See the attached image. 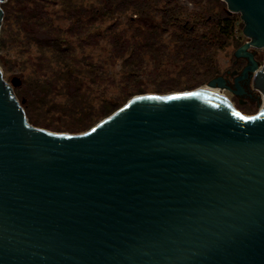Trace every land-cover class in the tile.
Returning a JSON list of instances; mask_svg holds the SVG:
<instances>
[{
	"label": "water",
	"instance_id": "water-1",
	"mask_svg": "<svg viewBox=\"0 0 264 264\" xmlns=\"http://www.w3.org/2000/svg\"><path fill=\"white\" fill-rule=\"evenodd\" d=\"M223 1L249 37L233 87L134 95L84 132L30 123L0 68V264H264V0ZM242 80L253 115L211 89Z\"/></svg>",
	"mask_w": 264,
	"mask_h": 264
},
{
	"label": "rangeland",
	"instance_id": "rangeland-1",
	"mask_svg": "<svg viewBox=\"0 0 264 264\" xmlns=\"http://www.w3.org/2000/svg\"><path fill=\"white\" fill-rule=\"evenodd\" d=\"M143 1L45 0L50 22L67 40L78 64L68 62L64 65L50 50L41 55L35 43L27 41L22 32L17 33L19 20L10 16L4 24L9 30L0 48L4 80L9 82L12 76H19L23 83L37 81L41 84L46 77L50 79L51 72L56 71V76L51 77L55 87L42 102L44 87H41L35 111L45 122L59 128L39 127L62 133L86 131L71 132L63 127L79 117L78 113L75 114L79 104L73 103V98L86 100L88 105L98 108L106 101L122 106L130 97L139 94H168L207 87L209 80L204 75L206 63L203 65L197 61V56H188L179 46L180 37L186 36L179 27L182 22L190 26V33L193 31V34L206 30L210 25L196 14L198 6L189 0H178L183 10L180 20L170 21L163 19L162 11L176 7V0H148L146 11L149 17L146 20L152 27H147L139 22ZM223 3L226 7V2ZM215 9L214 6L211 8ZM235 13L233 34L226 39L223 47L211 51L217 75H224L233 69L241 70L246 63L245 58L234 56V51L249 39L242 31L244 23L240 13ZM249 50L254 51L259 66H262L264 47H250ZM39 56L42 57L40 60ZM70 66L73 67L71 74L76 78L71 81L78 88V94L72 96L71 90L64 85L67 67ZM249 86L252 97L242 102L228 88H214L227 96L241 113L253 115L261 108L263 95L251 83ZM16 89H13L14 93ZM62 108L71 110L65 115ZM102 118L99 116L94 124Z\"/></svg>",
	"mask_w": 264,
	"mask_h": 264
},
{
	"label": "trees",
	"instance_id": "trees-1",
	"mask_svg": "<svg viewBox=\"0 0 264 264\" xmlns=\"http://www.w3.org/2000/svg\"><path fill=\"white\" fill-rule=\"evenodd\" d=\"M178 0H176L175 6L171 7L165 11H162L163 19L168 18L170 21L180 20V13L183 11L182 7L179 6ZM198 6L196 14L199 15L205 23L210 25L206 30L195 32V34L190 33L191 28L187 26L186 22H182L180 30L183 34H186L185 37H180V49L184 50V53H187L190 57L197 56V61H201L202 64L206 63L204 68V75L208 80L217 75L218 70L215 68V64L212 60L211 51L215 48H221L225 45L226 39L233 34L234 21L236 19L235 12H229L226 10L225 4L222 0H189ZM45 0H6L2 2L1 8L3 9V19L0 26V48L4 41L6 32L9 30L8 27H5L4 24L8 22L10 16H13L16 21L19 20V27L17 33H23V36L27 41L33 42L39 48L40 54L43 55V52L47 50L52 51L57 59L64 62V65L67 63L78 64V60L73 58L71 48L67 40L58 34V29L55 28L50 22V18L47 16V11L45 9ZM148 0L142 2L141 9V21L142 25L147 27H152V24L146 20L148 18V13L146 9L148 8ZM216 7L215 10H211L212 7ZM147 7V8H146ZM14 14V15H13ZM16 14V15H15ZM8 26V25H7ZM196 29V28H195ZM185 42V43H184ZM0 55V59H1ZM42 57L39 56L40 60ZM67 77L65 79V86L70 89L71 96L78 94V88L74 84V81L71 79H76L71 72L73 67H67ZM51 77L56 76V71L51 72ZM45 78V82L38 84L37 81L29 83H21L20 86L15 87V95L19 97V100L24 102L22 106L25 110V114L28 118V121L33 125L52 128H59L58 126H52L49 123L45 122L41 118V114L37 111L36 104L38 103V96H41V87H44L43 96L41 97V102L43 99L53 90L55 85H53L51 79ZM43 82V81H38ZM195 85V84H194ZM73 103L79 104L76 108L79 114L74 121L71 123H65V129L71 132H80L90 128L95 120L99 116H107L117 109L119 104L106 101L102 103L98 108H93L91 105H88V102L85 100L82 101L80 98H73ZM85 107V109L83 108ZM70 108H62V113L67 114L70 112Z\"/></svg>",
	"mask_w": 264,
	"mask_h": 264
},
{
	"label": "flooded vegetation",
	"instance_id": "flooded-vegetation-1",
	"mask_svg": "<svg viewBox=\"0 0 264 264\" xmlns=\"http://www.w3.org/2000/svg\"><path fill=\"white\" fill-rule=\"evenodd\" d=\"M235 75L236 74L231 75L227 72L224 74L225 78L227 79V83L232 87H233ZM240 83L243 87V92L240 96L237 95L238 101H240V102H242V100L247 101L248 99H250L252 97V93L250 92V86H249L250 83H248L245 80L240 81ZM242 98H244V99H242Z\"/></svg>",
	"mask_w": 264,
	"mask_h": 264
},
{
	"label": "bare ground",
	"instance_id": "bare-ground-1",
	"mask_svg": "<svg viewBox=\"0 0 264 264\" xmlns=\"http://www.w3.org/2000/svg\"><path fill=\"white\" fill-rule=\"evenodd\" d=\"M211 89H213V90H215L216 91V89L213 87V88H211Z\"/></svg>",
	"mask_w": 264,
	"mask_h": 264
},
{
	"label": "built area",
	"instance_id": "built-area-1",
	"mask_svg": "<svg viewBox=\"0 0 264 264\" xmlns=\"http://www.w3.org/2000/svg\"><path fill=\"white\" fill-rule=\"evenodd\" d=\"M1 68V67H0ZM1 72H2V69H1ZM225 96V95H224ZM227 97V96H226ZM228 98V97H227ZM230 100V99H229Z\"/></svg>",
	"mask_w": 264,
	"mask_h": 264
}]
</instances>
